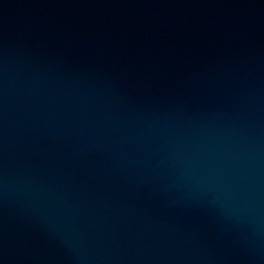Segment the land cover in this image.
I'll return each instance as SVG.
<instances>
[{
    "label": "water",
    "instance_id": "1",
    "mask_svg": "<svg viewBox=\"0 0 264 264\" xmlns=\"http://www.w3.org/2000/svg\"><path fill=\"white\" fill-rule=\"evenodd\" d=\"M0 264H264V0H0Z\"/></svg>",
    "mask_w": 264,
    "mask_h": 264
}]
</instances>
